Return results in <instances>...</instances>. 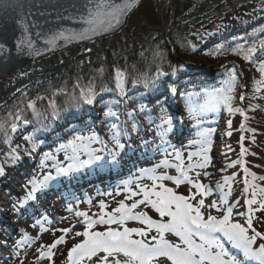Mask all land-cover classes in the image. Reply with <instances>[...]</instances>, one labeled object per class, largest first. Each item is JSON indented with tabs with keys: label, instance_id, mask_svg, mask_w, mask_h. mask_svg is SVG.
<instances>
[{
	"label": "rangeland",
	"instance_id": "374dc122",
	"mask_svg": "<svg viewBox=\"0 0 264 264\" xmlns=\"http://www.w3.org/2000/svg\"><path fill=\"white\" fill-rule=\"evenodd\" d=\"M207 8L202 5L203 10L200 13L203 14V17L197 21H190L185 27L183 35L192 50L189 65L192 69H203L210 72L215 66L213 62L204 56L208 53L209 46L227 28L239 30L240 23L251 27L248 32L253 30L252 28H256L255 23L264 20V3L243 5L226 13H213ZM163 23L160 28H163ZM261 25L258 24V26ZM164 26H166L165 23ZM262 45H264V37L250 41L247 46L248 48L255 47L259 49ZM247 53L248 49L245 48L243 54ZM238 60L234 55L219 57V61L223 66L234 64L239 68L240 62ZM37 72H39L37 63H33L10 72L0 79V83L7 89L12 90L23 85ZM260 81H264V73H261ZM258 88L253 99L248 101L250 106L247 107V114L244 116L241 112L230 113L228 106L219 100V95H216L218 99H215L216 96H214L215 98L211 100H205L206 102L202 104V107L198 108L196 116L189 114L190 112L187 114L188 121L191 119L194 124L199 122L197 124L198 128L195 130L197 136L185 139L180 145L171 144L169 148L160 152L159 155L145 164L146 167L159 165L158 169L152 172V174L159 177L180 176V169H183L194 181H198L209 189L207 195L201 196L195 187L187 181L177 184L174 180L168 179H155L150 182L140 179L135 180L138 182L125 184L118 188L107 186L102 194L94 198L89 197V200L82 206H75L74 209L66 208L63 213L54 210L53 201L44 202V200H41L39 207L45 210L44 214H47L46 209H49L51 213L59 216L50 222L49 226L41 230L42 233H39V236L36 237L38 229L34 228L31 216L25 212L27 217L22 220L15 213H18L20 207L26 204H28V207L36 208L31 204L29 198L23 197L25 195L21 197L22 186L27 187L28 191L26 193L32 194L35 187L34 183L39 184L43 176L49 177V164L43 160L33 169L31 165H25V168L20 167L17 165L20 162L16 164L15 161L16 167L9 168V175H7V172L4 173L6 180H0L2 187L0 189V211L2 216L4 215L3 217L7 219V222L0 226L5 228H0V264H74L75 257L73 261H70L68 253L75 244L86 239V237L77 235V233H83L85 230L103 232L109 228L123 230L124 227L147 229V225L141 223L140 220L128 219L123 224L119 223L120 213H116L114 210L120 206L121 201L125 205L131 206V204L143 200L145 186L151 192L161 190L159 188L161 184L172 188L175 193L180 195L195 194L196 198L190 200L194 204L199 199H204L205 208L201 210L205 213V218L208 214H211L220 219L227 207L231 206L233 208V222L245 225L249 215L248 205L245 204V201L252 199V194L255 192L257 203L252 207L256 208L257 211L252 214L253 228L256 231L264 232V211L259 210L260 202L264 200V193L261 192L264 189V180L261 179V177H264V116L261 115L263 110L256 114V108L253 107L254 102L264 106V83H261ZM218 100L220 103H218ZM240 102V107H245L243 101L240 100ZM11 121L16 123L18 127L16 131H12L10 127L12 123L9 124L6 126L9 133L20 137L18 133H21V129L26 127L25 124H22L24 120L22 118L16 120L15 117H12ZM229 121H231V125H229ZM204 149H207V151L205 152ZM242 149L246 151H242ZM177 152L179 158H177ZM51 154L61 160L67 157L64 152L56 153L55 148L51 150ZM205 156L208 157V163L204 167H200L199 165L204 163ZM29 157L25 156L23 163L28 159L33 161L34 156ZM81 161H85V159ZM164 164H166V167L162 168L161 165ZM246 169L247 171H245ZM30 172H33L32 176L27 175ZM51 180L42 179L44 186L48 185ZM154 184L156 189L152 187ZM151 198L156 199L154 195ZM101 202H103V205ZM212 202L216 203V207H207ZM78 207H81L79 212L86 213V215L78 216L75 213ZM10 208H12V211H9ZM132 211L147 213L154 220L165 219L161 218L150 204H137V207ZM8 212L10 213L8 214ZM237 212H241L243 215H237ZM109 214L117 218L116 223L107 222ZM102 216L104 222L100 221ZM84 220H90L93 223L92 226H84ZM63 229L69 231L64 232ZM249 231L251 234V229ZM155 234L156 230L153 228L148 239ZM217 235L220 236L221 242H224L225 237H223V234L217 233ZM166 236L174 242H179L174 234L166 233ZM32 237H35V241ZM60 237H63V241L56 243ZM133 238L141 239L135 234H133ZM194 239L199 242L198 237H194ZM54 243L55 247L49 248V245ZM253 247H258V244L253 245ZM48 253H51V255ZM100 255L103 254H97V256ZM95 260L96 257L91 260L84 258L83 264H95ZM161 264H163L162 260Z\"/></svg>",
	"mask_w": 264,
	"mask_h": 264
},
{
	"label": "trees",
	"instance_id": "16d2710c",
	"mask_svg": "<svg viewBox=\"0 0 264 264\" xmlns=\"http://www.w3.org/2000/svg\"><path fill=\"white\" fill-rule=\"evenodd\" d=\"M256 2L264 0H203L198 5L168 0L160 14L156 0H144L130 14L121 32L39 61V72L12 90L0 83V124L3 125L0 160L3 166L11 165L13 149L18 154L29 155L32 149L42 155L40 142L59 143L61 136L72 135L76 127L88 128L94 121L92 108L99 113L101 123L120 119L133 111L147 118L144 111L159 114L166 108L169 110L164 100L171 89H177L183 103L217 90L222 98L232 97V107L239 105V91L245 87L246 95L251 96L259 81L264 49H257L251 59H246L248 53H243L250 41L264 37V22L250 32L251 27L242 29L240 34L224 32L209 46L207 54L203 52L214 66H221L213 72L212 78L195 73L197 70L189 65L192 50L183 34L189 21L202 17V5L213 13H225ZM163 22L165 30L160 28ZM223 55L238 58L239 68L234 64L222 66L219 57ZM184 68L189 74H184ZM173 69L180 77L174 83L157 75L158 70L172 74ZM118 72L122 74L120 88L117 87ZM89 97L92 108L86 102ZM29 101L36 102L38 115L28 107ZM17 114L30 126L20 137L11 135L6 127ZM46 133L48 140L41 138Z\"/></svg>",
	"mask_w": 264,
	"mask_h": 264
},
{
	"label": "snow or ice",
	"instance_id": "6c2138e0",
	"mask_svg": "<svg viewBox=\"0 0 264 264\" xmlns=\"http://www.w3.org/2000/svg\"><path fill=\"white\" fill-rule=\"evenodd\" d=\"M91 3V0H89ZM138 3V0H124L121 5L109 4L108 0H97V3L92 8L88 9V16L85 23L88 27L84 28L80 33H72L73 38L78 37L81 39L90 38L89 33L92 35H99L102 32L109 31L117 28L123 20L122 16L127 15ZM59 37L68 39L64 36L63 32L57 34ZM57 36H53L48 43H54ZM19 46V45H18ZM31 48V43H29ZM264 49V45L261 46ZM4 45L0 44V49H3ZM256 52L255 47L248 48V54L246 59H251L252 54ZM31 54V53H29ZM38 54V53H37ZM183 67V66H181ZM175 69L172 70L175 74ZM260 71L264 73V62H261ZM158 76L166 75L162 71L157 72ZM121 73H117V87H121L120 77ZM234 79V78H233ZM264 83V81H257V84ZM259 91V88L257 89ZM175 91V89H173ZM37 99H42L38 97ZM241 101L245 99L244 95L239 97ZM231 96L223 97V102L228 105V111L241 112L243 109L231 106ZM92 103V99L89 97L86 101ZM35 101H29L28 107L33 109L34 115H38L35 110ZM111 114V113H109ZM16 120H20L19 114L15 116ZM25 124L27 120L23 121ZM167 122V121H164ZM231 125V121H229ZM12 131H16L18 125L12 123L10 125ZM243 127V125H241ZM3 129V125L0 124V130ZM230 134V133H229ZM115 138V137H114ZM86 138L77 136L73 140H70L68 144L73 148L75 152L78 148V141H82ZM88 139H95L90 137ZM206 142V141H202ZM64 147V146H62ZM13 149L12 156L13 161L19 157L15 154ZM206 152L207 149H204ZM242 151H246L242 149ZM99 159V157H95ZM177 158L179 153L177 152ZM91 160L82 161L80 164L90 163ZM208 163V157H204V163L200 164V167H204ZM77 165L70 164L67 169L60 168L59 172H67L72 170ZM179 167V166H178ZM247 171V169L245 170ZM180 176H161L153 177V179H168L174 180L177 184L182 181H187L192 184L197 192L203 196L207 195L209 189L198 181H194L187 175L183 169H180ZM4 174V169L0 166V175ZM207 175V173H205ZM51 179V177H46ZM264 180V177H261ZM153 189H156L154 184ZM219 187V185H218ZM161 190L148 191L147 186L144 190V199L131 204V206L125 205L123 201L120 202V206L114 211L120 213L118 218L119 223L123 224L125 220L133 219L140 220L141 223L147 225V229L139 227H124L123 230L109 228L103 232H89L85 230L83 233H77V235H83L86 239L80 243L75 244L68 253L69 260L74 264H83L84 258L92 259L96 257L95 264H244V261L238 259L235 255L230 254L229 250L225 247V244L221 242L217 233H222L234 249H237L243 253L244 260H254L258 264H264V232L256 231L253 228V215L257 209L252 206L257 203L253 192L252 199L245 201L248 205V218L246 225L239 222H233L232 214L233 208L227 207L222 218L218 219L216 216L208 214L205 218V213L201 210L205 208L204 199H199L195 204L190 202L196 198L195 194L189 196L180 195L173 191L172 188L166 187L163 184L159 185ZM264 193V189L261 190ZM31 195V194H30ZM156 199H152V196ZM103 205V202H101ZM137 204H150L156 212L159 213L161 220H154L144 212H133L132 209L137 207ZM207 207L215 208L216 203L212 202ZM259 210L264 211V200H261ZM86 215V213H81ZM237 215H243L241 212H237ZM101 222H104L103 216L100 218ZM108 223H116L117 218L111 214L108 217ZM91 227V223L89 225ZM156 230L155 235H151L148 239L149 233L152 229ZM251 229V234L250 230ZM64 232L69 231L63 229ZM166 233L174 234L179 239V242L167 238ZM133 234L141 237V239H134ZM194 237H198L197 242ZM259 238V240H258ZM63 237H60L56 243L62 242ZM258 244V247L253 245ZM55 247V243L49 245V248ZM98 253L103 255L97 256ZM51 255V253H48ZM43 255V253H42Z\"/></svg>",
	"mask_w": 264,
	"mask_h": 264
},
{
	"label": "water",
	"instance_id": "95a60500",
	"mask_svg": "<svg viewBox=\"0 0 264 264\" xmlns=\"http://www.w3.org/2000/svg\"><path fill=\"white\" fill-rule=\"evenodd\" d=\"M143 1L138 0L136 6L121 17L123 23L117 28L99 35L89 33L90 38L81 39L73 38L72 33H80L88 27L85 23L88 9L97 0H91V3L89 0H0V44L4 45L0 49V79L52 54L119 32L126 26L129 15ZM156 1L161 11L163 4L160 2L165 0ZM182 1L197 3L202 0ZM123 2L124 0H108L109 4L114 5H121ZM60 32L68 39L57 36ZM53 36H57L54 43H48Z\"/></svg>",
	"mask_w": 264,
	"mask_h": 264
},
{
	"label": "bare ground",
	"instance_id": "6f19581e",
	"mask_svg": "<svg viewBox=\"0 0 264 264\" xmlns=\"http://www.w3.org/2000/svg\"><path fill=\"white\" fill-rule=\"evenodd\" d=\"M83 167L85 168V167H86V165H85V166H83ZM78 212H79V211H78ZM45 219H47V217H45ZM40 222H41V221H40V220H38V221H37V224H39ZM34 223H35V220L33 221V223H32V224L34 225ZM37 233H38V232H37ZM39 233H40V231H39Z\"/></svg>",
	"mask_w": 264,
	"mask_h": 264
}]
</instances>
